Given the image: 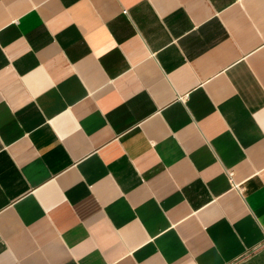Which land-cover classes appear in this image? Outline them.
<instances>
[{"label":"crops","instance_id":"obj_1","mask_svg":"<svg viewBox=\"0 0 264 264\" xmlns=\"http://www.w3.org/2000/svg\"><path fill=\"white\" fill-rule=\"evenodd\" d=\"M0 264H264V0H0Z\"/></svg>","mask_w":264,"mask_h":264},{"label":"built area","instance_id":"obj_2","mask_svg":"<svg viewBox=\"0 0 264 264\" xmlns=\"http://www.w3.org/2000/svg\"><path fill=\"white\" fill-rule=\"evenodd\" d=\"M231 177V176H230Z\"/></svg>","mask_w":264,"mask_h":264}]
</instances>
